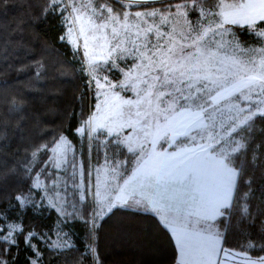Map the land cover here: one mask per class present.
Returning a JSON list of instances; mask_svg holds the SVG:
<instances>
[{
	"label": "snow or ice",
	"instance_id": "6c2138e0",
	"mask_svg": "<svg viewBox=\"0 0 264 264\" xmlns=\"http://www.w3.org/2000/svg\"><path fill=\"white\" fill-rule=\"evenodd\" d=\"M0 15V264H106L101 233L133 264H264V0H0ZM49 21L84 91L40 42Z\"/></svg>",
	"mask_w": 264,
	"mask_h": 264
},
{
	"label": "trees",
	"instance_id": "16d2710c",
	"mask_svg": "<svg viewBox=\"0 0 264 264\" xmlns=\"http://www.w3.org/2000/svg\"><path fill=\"white\" fill-rule=\"evenodd\" d=\"M20 0H16V3H19ZM34 3H38L39 0H33ZM22 14V10L18 8H13L10 11L9 16L7 17L8 20H11L13 16ZM4 17L0 15V20H3ZM35 32L39 36V40L42 43L43 41H48L49 44L54 45V48L52 49V54L56 58H58L60 61H63L66 64L72 65L74 69H76L74 77L71 79L70 83H68L66 87V91L69 93L72 92L73 89H76V91L79 93L80 91L85 90V81L86 77L83 75L82 72L79 71V62L78 60L73 59L72 55V48L71 46L67 45L66 43H61L58 39V32L62 31L59 28L58 22H44L34 25ZM33 29L27 28L22 34H16L19 38L21 35L25 41L33 40L32 35ZM243 40L248 41L251 43L253 38L248 37L247 35L242 37ZM3 37H0V43H2ZM23 50L19 53V55H23ZM13 63H19L18 60H13ZM4 64L0 62V72L4 69ZM70 76H72V73H69ZM4 77L0 75V79H3ZM11 78H16V73L12 72ZM24 77L21 76L19 79H23ZM94 102V101H93ZM84 110L87 112L88 106H89V98H86L84 103ZM81 108V104L78 101L76 104V111L79 113ZM78 122V119L72 120V125L75 126V124ZM68 135L72 137L71 130H68ZM74 144L76 145L77 149H79V141L78 138H74ZM67 230V229H66ZM83 234V229L77 228L73 231L72 236L75 244L78 246V248L82 251L83 250V244L81 242L80 237ZM99 246H100V254L104 257L106 264H133V262L136 259V250L131 242L116 238L112 235L101 233L100 239H99ZM76 253L73 250H69V260L75 255Z\"/></svg>",
	"mask_w": 264,
	"mask_h": 264
},
{
	"label": "rangeland",
	"instance_id": "374dc122",
	"mask_svg": "<svg viewBox=\"0 0 264 264\" xmlns=\"http://www.w3.org/2000/svg\"><path fill=\"white\" fill-rule=\"evenodd\" d=\"M102 155H103V154L101 153V157H102Z\"/></svg>",
	"mask_w": 264,
	"mask_h": 264
}]
</instances>
